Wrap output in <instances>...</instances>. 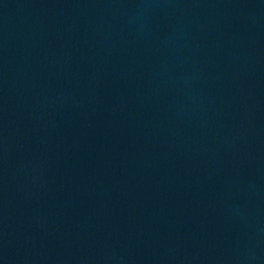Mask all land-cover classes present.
I'll return each mask as SVG.
<instances>
[{"label":"water","instance_id":"obj_1","mask_svg":"<svg viewBox=\"0 0 264 264\" xmlns=\"http://www.w3.org/2000/svg\"><path fill=\"white\" fill-rule=\"evenodd\" d=\"M0 264H264V0H0Z\"/></svg>","mask_w":264,"mask_h":264}]
</instances>
